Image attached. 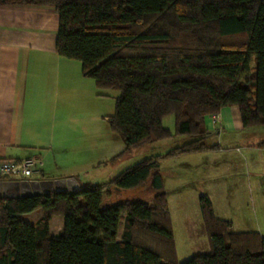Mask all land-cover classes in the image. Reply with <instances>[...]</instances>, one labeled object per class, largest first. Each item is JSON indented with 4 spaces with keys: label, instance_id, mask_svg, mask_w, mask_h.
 <instances>
[{
    "label": "trees",
    "instance_id": "1",
    "mask_svg": "<svg viewBox=\"0 0 264 264\" xmlns=\"http://www.w3.org/2000/svg\"><path fill=\"white\" fill-rule=\"evenodd\" d=\"M1 2L53 6L55 52L78 61L97 89L119 92L109 126L124 147L111 163L145 144L190 140L77 192L0 197V264H264V238L233 231L207 194L198 206L210 252L178 262L160 172L165 159L214 149L203 120L226 106L244 127L264 125V0ZM144 184L151 203L103 196ZM53 217L63 220L58 235L49 232Z\"/></svg>",
    "mask_w": 264,
    "mask_h": 264
},
{
    "label": "crops",
    "instance_id": "2",
    "mask_svg": "<svg viewBox=\"0 0 264 264\" xmlns=\"http://www.w3.org/2000/svg\"><path fill=\"white\" fill-rule=\"evenodd\" d=\"M57 29L51 5L0 3V159L39 157L42 167L32 179L73 177L80 185L96 162L77 154V142L85 143L75 133L77 110L85 106L83 91L91 99L95 85L78 61L55 52ZM203 124L204 142L214 149L160 165L174 237L175 229L205 234L198 197L207 194L214 215L230 221L233 231L264 238V125L244 127L236 106L204 117Z\"/></svg>",
    "mask_w": 264,
    "mask_h": 264
},
{
    "label": "rangeland",
    "instance_id": "3",
    "mask_svg": "<svg viewBox=\"0 0 264 264\" xmlns=\"http://www.w3.org/2000/svg\"><path fill=\"white\" fill-rule=\"evenodd\" d=\"M118 94L119 92L115 89H97L95 87L93 88L91 99H89L87 91H83L81 94V100H83L82 103L85 106L83 110H77L79 115L82 113V117L77 122L75 133L85 138V143L77 142V154L81 155L85 153L86 157L93 159L96 163L97 161L95 160L97 158V160H103L101 164L94 163L85 177H80L83 180L82 185H85L84 182L86 184L88 182L91 184L106 182L144 157L164 153L169 148L175 145H181L190 140L188 136H173L168 140L166 139V142L161 141L156 144H145L132 148L129 156L117 160L120 163H111L109 160L123 148L121 138L109 126V117L114 113L115 98ZM162 123L165 127H169L172 130L174 125L173 115H168L163 118ZM33 177L35 178L36 176ZM105 191L107 190L103 191V196H108V199H138L146 203H151L153 195L148 184L132 189H117L111 191L107 196L104 194ZM172 202L174 204V201ZM62 226L63 220L61 217L51 218L49 221L50 234L58 235L62 231ZM119 230H121V227ZM140 235H142L141 232ZM174 240L178 262H183L195 255H205L210 252L206 235L204 234L202 236V232L197 231L196 228L188 229L185 233L180 229H175Z\"/></svg>",
    "mask_w": 264,
    "mask_h": 264
},
{
    "label": "water",
    "instance_id": "4",
    "mask_svg": "<svg viewBox=\"0 0 264 264\" xmlns=\"http://www.w3.org/2000/svg\"><path fill=\"white\" fill-rule=\"evenodd\" d=\"M81 187L73 177L57 180H3L0 181V197L42 195L55 191L77 192Z\"/></svg>",
    "mask_w": 264,
    "mask_h": 264
},
{
    "label": "built area",
    "instance_id": "5",
    "mask_svg": "<svg viewBox=\"0 0 264 264\" xmlns=\"http://www.w3.org/2000/svg\"><path fill=\"white\" fill-rule=\"evenodd\" d=\"M42 160L39 157H28L22 160L0 159V178L10 180H30L40 173Z\"/></svg>",
    "mask_w": 264,
    "mask_h": 264
}]
</instances>
